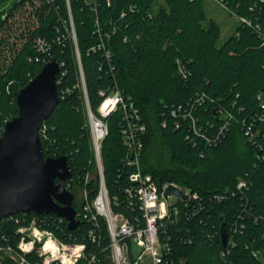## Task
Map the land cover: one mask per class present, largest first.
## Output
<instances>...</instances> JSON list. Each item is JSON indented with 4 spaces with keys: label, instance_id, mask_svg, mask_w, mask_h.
<instances>
[{
    "label": "trees",
    "instance_id": "trees-1",
    "mask_svg": "<svg viewBox=\"0 0 264 264\" xmlns=\"http://www.w3.org/2000/svg\"><path fill=\"white\" fill-rule=\"evenodd\" d=\"M215 1L237 19L249 21L239 20L223 42H219V25L207 17L204 0L68 3L91 111L96 115L102 101L98 91L115 85L133 102L145 125L142 171L157 185L174 183L202 199L201 213L168 231L174 264L179 260L224 264L225 258L230 264H264V258L252 255L264 241V160L258 158L264 154V110L257 99L258 94L264 95V0ZM68 28L65 0H29L28 5L23 0H0V135L4 124L17 114L16 92L44 62L55 59L61 65L55 82L58 102L39 129L43 156H64L71 171L65 187L73 195L76 188H84L92 199L98 182H85L93 159ZM36 38L48 47L45 52L34 47ZM101 39L110 58L97 48ZM197 96L202 102L197 103ZM178 105L189 110L197 129L207 137L216 135L222 123L218 110L230 113L226 133L216 144L208 145L200 137H194L193 143L186 138L192 134L190 122L178 118L176 127V119L170 115L171 108ZM121 119L119 112L105 119L108 133L100 153L108 193L120 198L123 189L132 184L128 179L132 168L124 163ZM252 130L259 132L256 141L261 150L245 136ZM239 180L247 183L240 192L236 190ZM222 194L227 197L212 198ZM72 206L77 213L80 200L75 196ZM46 218L58 220L55 215ZM222 222L227 239L235 242L224 257L220 256ZM99 223L106 243L105 224L103 220ZM66 224L62 221L58 229L53 227L58 238L71 233L82 241L90 228L80 221L69 232ZM14 229L13 219L0 220V237H10L11 243L17 239ZM184 230L190 243H181L175 236L176 231ZM0 264L7 261L0 259Z\"/></svg>",
    "mask_w": 264,
    "mask_h": 264
},
{
    "label": "built area",
    "instance_id": "built-area-1",
    "mask_svg": "<svg viewBox=\"0 0 264 264\" xmlns=\"http://www.w3.org/2000/svg\"><path fill=\"white\" fill-rule=\"evenodd\" d=\"M28 1L23 0L27 5ZM65 3L69 19L67 34L72 41L76 42L71 29L72 20L68 0H65ZM238 20L249 24V21L244 18ZM34 47L41 52L48 49L40 38L34 40ZM97 48L104 49L106 58H110V52L105 47L103 39ZM74 53L79 73L77 87L84 99L86 128L93 159L92 169L85 175V182L93 179L98 182L97 192L92 199L88 198L86 189L79 190L81 192L80 207L78 212H75L74 218L78 222L85 221L90 228L87 229L82 241H78L77 237L71 233H68L64 238H58L55 235L53 227L58 229L59 224L65 221L57 216L58 220L52 222L47 220V215L18 213L7 216L3 219H13L15 223L14 235L17 236V239L11 243L10 237L1 235L0 259L7 261V264H174L170 258L171 235L168 231L170 228H177L180 222L188 221L201 213L204 209L202 199L189 188L180 187L174 183L157 185L150 174L142 171L140 155L146 129L137 108L114 85L108 90L98 91L102 101L95 115L88 104L79 51L74 49ZM196 98L197 103L202 102L200 96ZM257 99L260 100V108L264 110V95L258 94ZM115 112H119L122 118L120 137L125 149L124 163L132 168L128 176L132 184L123 189L122 198L117 193L113 195L108 193L100 155L102 141L108 133L105 119ZM218 114L222 123L217 129L216 135L207 137L197 129L196 119L191 116L187 108L178 105L170 110V115L176 119V127L179 126L178 118L190 122L192 134L186 137L187 139L189 138L194 143V137H200L208 145L216 144L229 127L230 113L218 110ZM252 131V133L246 131L245 136L249 142L259 147L256 141L259 132ZM259 149L261 150L260 147ZM258 158L264 160V154L259 155ZM168 185L175 186L183 193L184 197L166 195L165 191ZM246 186V181L239 180L236 190L240 192ZM232 195L234 194L232 193ZM226 197L227 195L222 194L214 195L212 198L220 201ZM99 220H103L105 224L106 243H103ZM78 227L79 224L76 229ZM187 234L185 230L183 232L176 231L175 236L181 243H190L191 238ZM100 244H103L101 248H99ZM132 244L139 248L135 259L132 258ZM234 246L233 239L226 237L220 256L228 255L230 248L232 249ZM252 255L258 259L264 258V241L252 251ZM177 264H184V261L179 260ZM224 264H230L229 260L225 258Z\"/></svg>",
    "mask_w": 264,
    "mask_h": 264
},
{
    "label": "water",
    "instance_id": "water-1",
    "mask_svg": "<svg viewBox=\"0 0 264 264\" xmlns=\"http://www.w3.org/2000/svg\"><path fill=\"white\" fill-rule=\"evenodd\" d=\"M60 68L55 59L45 62L15 94L17 114L4 124L0 135V220L18 213L52 214L73 231L79 224L74 218V195L65 188L71 171L64 156H43L39 138L40 127L58 102L55 82ZM165 193L184 197L173 185ZM219 234L224 246V222Z\"/></svg>",
    "mask_w": 264,
    "mask_h": 264
},
{
    "label": "rangeland",
    "instance_id": "rangeland-1",
    "mask_svg": "<svg viewBox=\"0 0 264 264\" xmlns=\"http://www.w3.org/2000/svg\"><path fill=\"white\" fill-rule=\"evenodd\" d=\"M204 6L205 11L207 14V17L214 20L220 27V38L219 42H223L228 36H230L236 26L238 25L239 20L237 17L231 13L228 9H226L223 5L219 4L215 0H204ZM71 29L73 30V38L75 37V30L73 23L71 22ZM73 49H77L78 51V45L77 41H72ZM75 200L79 201L81 192L78 188L75 190ZM131 251H132V258H136L139 252V248L135 246V244L131 245Z\"/></svg>",
    "mask_w": 264,
    "mask_h": 264
},
{
    "label": "bare ground",
    "instance_id": "bare-ground-1",
    "mask_svg": "<svg viewBox=\"0 0 264 264\" xmlns=\"http://www.w3.org/2000/svg\"><path fill=\"white\" fill-rule=\"evenodd\" d=\"M69 29V28H68ZM97 114V113H96ZM97 187V186H96ZM227 232V231H226Z\"/></svg>",
    "mask_w": 264,
    "mask_h": 264
}]
</instances>
